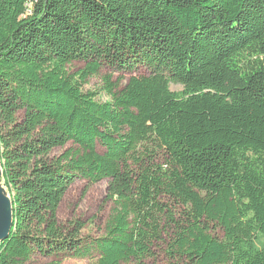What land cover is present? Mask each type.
Instances as JSON below:
<instances>
[{"label": "trees", "instance_id": "1", "mask_svg": "<svg viewBox=\"0 0 264 264\" xmlns=\"http://www.w3.org/2000/svg\"><path fill=\"white\" fill-rule=\"evenodd\" d=\"M0 167V264H264V0H0ZM103 179L89 239L58 213Z\"/></svg>", "mask_w": 264, "mask_h": 264}, {"label": "rangeland", "instance_id": "2", "mask_svg": "<svg viewBox=\"0 0 264 264\" xmlns=\"http://www.w3.org/2000/svg\"><path fill=\"white\" fill-rule=\"evenodd\" d=\"M82 67L78 62L72 63V68L77 69ZM110 74L114 81L123 74L112 73L108 68H101L98 75L92 76L84 84L83 90L99 91L102 83V76ZM135 74L142 75L143 71L135 72ZM125 78L129 77L124 74ZM170 89L180 91V85L171 84ZM97 99L105 100L102 94H99ZM99 150L102 149L99 147ZM108 181L103 179L95 184H87L86 182L77 181L64 195L59 209V220L62 223L79 220L85 226L82 230V235L89 239L96 238L103 233L105 222L110 214L113 202L107 196ZM0 189L4 194L5 207L9 210L10 196L7 188L3 184L1 167H0ZM5 219H7L5 217ZM210 232L215 237L223 235L222 229L214 222H210ZM52 258H45L39 254H35L30 259V264H48ZM170 261L169 256L165 253L164 248L157 251L155 257L148 260L149 264H167ZM61 264H91L89 259L84 258H67Z\"/></svg>", "mask_w": 264, "mask_h": 264}, {"label": "bare ground", "instance_id": "3", "mask_svg": "<svg viewBox=\"0 0 264 264\" xmlns=\"http://www.w3.org/2000/svg\"><path fill=\"white\" fill-rule=\"evenodd\" d=\"M5 198H4V194L0 189V217H4L2 219V223H0V231L3 229L4 226L7 225L8 221H9V213H10V208L9 210L6 209L5 207ZM5 217L7 219H5Z\"/></svg>", "mask_w": 264, "mask_h": 264}, {"label": "water", "instance_id": "4", "mask_svg": "<svg viewBox=\"0 0 264 264\" xmlns=\"http://www.w3.org/2000/svg\"><path fill=\"white\" fill-rule=\"evenodd\" d=\"M9 206H11V201H10ZM3 218L4 217H0V223H2ZM12 224H13V216H12V212H11V208H10L9 221H8L7 225L4 226L3 229L0 231V241L7 237Z\"/></svg>", "mask_w": 264, "mask_h": 264}]
</instances>
